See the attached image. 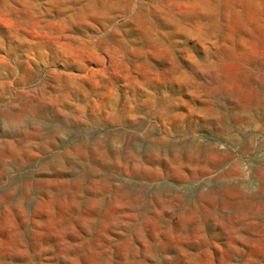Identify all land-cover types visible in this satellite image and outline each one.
Masks as SVG:
<instances>
[{"label": "rangeland", "instance_id": "374dc122", "mask_svg": "<svg viewBox=\"0 0 264 264\" xmlns=\"http://www.w3.org/2000/svg\"><path fill=\"white\" fill-rule=\"evenodd\" d=\"M0 264H264V0H0Z\"/></svg>", "mask_w": 264, "mask_h": 264}, {"label": "bare ground", "instance_id": "6f19581e", "mask_svg": "<svg viewBox=\"0 0 264 264\" xmlns=\"http://www.w3.org/2000/svg\"><path fill=\"white\" fill-rule=\"evenodd\" d=\"M246 187V186H245Z\"/></svg>", "mask_w": 264, "mask_h": 264}]
</instances>
